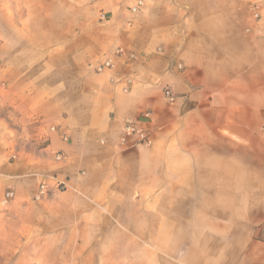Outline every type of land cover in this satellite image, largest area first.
I'll return each mask as SVG.
<instances>
[{
  "label": "crops",
  "instance_id": "crops-1",
  "mask_svg": "<svg viewBox=\"0 0 264 264\" xmlns=\"http://www.w3.org/2000/svg\"><path fill=\"white\" fill-rule=\"evenodd\" d=\"M87 1L0 0V264H264V0Z\"/></svg>",
  "mask_w": 264,
  "mask_h": 264
},
{
  "label": "built area",
  "instance_id": "built-area-1",
  "mask_svg": "<svg viewBox=\"0 0 264 264\" xmlns=\"http://www.w3.org/2000/svg\"><path fill=\"white\" fill-rule=\"evenodd\" d=\"M144 6V1L143 0H136L135 4L131 7V13L137 14L139 11L142 9ZM253 11V19L256 22L257 25H261V27L264 29V22H263V17L261 15V5L255 4L252 7ZM115 55L118 57H122L124 55V51L122 49H116L115 50ZM115 67V63L111 58H107L104 61H101L100 63L97 64L95 70L98 74H103L104 72L111 70ZM124 92H127V89H124ZM165 98L170 102V103H175L176 97L173 94L172 90L170 88L165 89L164 91ZM144 120H150L151 119V113L146 112L143 115ZM52 132H56L57 129L55 127L51 128ZM130 138H135L136 142L135 144H142V145H149L150 144V133L147 128L139 125L137 122L128 120L124 123L123 127V137L121 140L122 145H127L128 140ZM63 140L67 141V137H63ZM15 158V157H14ZM55 160L57 162H63L66 160V156L59 153L55 156ZM56 187L59 191H63L66 189V183L65 181H60L58 180L56 182ZM50 193V186L48 183L43 182L39 185L37 191L33 195V200L35 202H42ZM16 194L15 191L13 190H7L4 193L3 196V204L4 205H9L11 202L15 200Z\"/></svg>",
  "mask_w": 264,
  "mask_h": 264
},
{
  "label": "rangeland",
  "instance_id": "rangeland-1",
  "mask_svg": "<svg viewBox=\"0 0 264 264\" xmlns=\"http://www.w3.org/2000/svg\"><path fill=\"white\" fill-rule=\"evenodd\" d=\"M84 1L85 0H76V2H79L80 4H82ZM87 3L90 4V5H93V2H90L89 0L87 1ZM256 4H258V3H256ZM261 8H262V6H261ZM92 11H93L91 13V16H92V18H91L92 19V28H93V31L96 30L97 32H99L100 30L103 29V25H100V23H99V20H100L99 19V16H97V14L94 13V10L93 9H92ZM261 15H262V11H261ZM252 18H253V11H252ZM95 60H96V62L93 63L94 64V69L96 68V66H97L98 63H100L101 61H103V57H100V58H98V60L97 59H95Z\"/></svg>",
  "mask_w": 264,
  "mask_h": 264
}]
</instances>
